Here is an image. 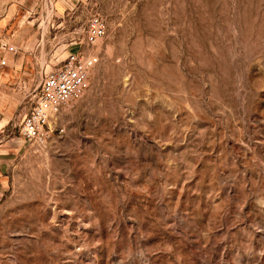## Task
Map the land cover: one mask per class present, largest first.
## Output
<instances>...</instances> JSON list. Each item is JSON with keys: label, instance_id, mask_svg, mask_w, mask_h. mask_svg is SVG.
Returning a JSON list of instances; mask_svg holds the SVG:
<instances>
[{"label": "rangeland", "instance_id": "1", "mask_svg": "<svg viewBox=\"0 0 264 264\" xmlns=\"http://www.w3.org/2000/svg\"><path fill=\"white\" fill-rule=\"evenodd\" d=\"M0 42V264H264V0H19ZM75 50L87 90L22 142Z\"/></svg>", "mask_w": 264, "mask_h": 264}, {"label": "built area", "instance_id": "2", "mask_svg": "<svg viewBox=\"0 0 264 264\" xmlns=\"http://www.w3.org/2000/svg\"><path fill=\"white\" fill-rule=\"evenodd\" d=\"M105 33L104 21L99 16L90 17L84 31V45L90 50L95 49ZM0 51L14 54L16 49L0 42ZM97 63V56L91 53L70 52L58 68L45 72L33 96L32 106L21 122L20 134L25 143H45L46 129L70 102L87 90L90 72ZM1 64H5V58Z\"/></svg>", "mask_w": 264, "mask_h": 264}, {"label": "crops", "instance_id": "3", "mask_svg": "<svg viewBox=\"0 0 264 264\" xmlns=\"http://www.w3.org/2000/svg\"><path fill=\"white\" fill-rule=\"evenodd\" d=\"M18 1L19 0H0V20L1 21H3L5 19V14H6L7 9L9 8V6L13 5L15 2H18ZM12 31L14 32L13 37L19 36L20 26H13ZM74 52H76V50ZM5 125L6 124H2L0 126V131H2V129L5 127ZM20 141H22V139ZM22 142H25L24 139ZM8 143H10V142H5V144H8ZM4 145H1V146H4ZM15 151L16 150L11 149V148H5V150L0 149V186L2 185L3 180H4L6 168L14 160Z\"/></svg>", "mask_w": 264, "mask_h": 264}]
</instances>
